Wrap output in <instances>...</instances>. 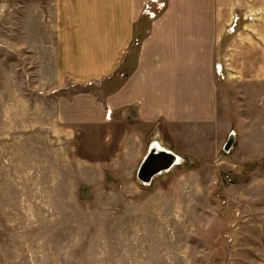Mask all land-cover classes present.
Wrapping results in <instances>:
<instances>
[{
    "label": "rangeland",
    "instance_id": "obj_1",
    "mask_svg": "<svg viewBox=\"0 0 264 264\" xmlns=\"http://www.w3.org/2000/svg\"><path fill=\"white\" fill-rule=\"evenodd\" d=\"M19 7L0 0V264L264 263V83L242 77L243 42L260 40L264 0L216 8L224 17L213 19L220 32L215 76L220 86H234L219 98L225 137L201 161L162 173L149 186L137 177L134 148H121L112 129L86 130V139L68 145L61 131L25 128L30 123L18 114L24 104L2 91L8 70L12 90L22 85L18 52L11 51L8 68L2 60L4 43L23 41L6 33L19 25ZM167 8L168 0H146L144 25ZM26 40L33 44L34 35ZM101 86L86 83L87 90ZM232 132L242 138L228 153L223 146Z\"/></svg>",
    "mask_w": 264,
    "mask_h": 264
},
{
    "label": "crops",
    "instance_id": "obj_2",
    "mask_svg": "<svg viewBox=\"0 0 264 264\" xmlns=\"http://www.w3.org/2000/svg\"><path fill=\"white\" fill-rule=\"evenodd\" d=\"M11 1L20 5L19 25L6 33L23 41L4 43L2 60L8 68L11 51L18 52L22 85L12 90L8 70L2 91L7 100L24 104L18 114L30 123L26 129L61 131L72 142L86 139V130L112 129L118 145L134 148L132 161L140 163L152 142L190 163L225 137L219 98L234 86H220L215 76L220 32L213 19L224 17L216 10L220 3L230 9L234 0H168L166 11L147 26L141 15L146 0ZM31 18L34 25L27 26ZM30 34L33 44L26 40ZM261 34L256 45L243 42L242 77L252 83H264V30ZM88 82L104 86L87 90ZM7 114L11 110L4 107Z\"/></svg>",
    "mask_w": 264,
    "mask_h": 264
},
{
    "label": "water",
    "instance_id": "obj_3",
    "mask_svg": "<svg viewBox=\"0 0 264 264\" xmlns=\"http://www.w3.org/2000/svg\"><path fill=\"white\" fill-rule=\"evenodd\" d=\"M237 142L235 133H230L224 144V151L230 152L235 143ZM152 142L149 146V150L144 159L139 165L137 171V177L141 180L142 184L149 186L153 178L162 173H167L173 166H177L183 163V160L176 154L163 148L160 150L156 144Z\"/></svg>",
    "mask_w": 264,
    "mask_h": 264
},
{
    "label": "bare ground",
    "instance_id": "obj_4",
    "mask_svg": "<svg viewBox=\"0 0 264 264\" xmlns=\"http://www.w3.org/2000/svg\"><path fill=\"white\" fill-rule=\"evenodd\" d=\"M156 144H157V146H158V148H159L160 150H163V147L159 144V142H157ZM143 185H144V184H143Z\"/></svg>",
    "mask_w": 264,
    "mask_h": 264
},
{
    "label": "built area",
    "instance_id": "obj_5",
    "mask_svg": "<svg viewBox=\"0 0 264 264\" xmlns=\"http://www.w3.org/2000/svg\"><path fill=\"white\" fill-rule=\"evenodd\" d=\"M148 14H152V13L149 12ZM153 17H154V16H153V14H152V18H153Z\"/></svg>",
    "mask_w": 264,
    "mask_h": 264
}]
</instances>
